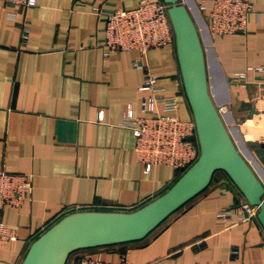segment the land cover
<instances>
[{
    "label": "crops",
    "instance_id": "obj_1",
    "mask_svg": "<svg viewBox=\"0 0 264 264\" xmlns=\"http://www.w3.org/2000/svg\"><path fill=\"white\" fill-rule=\"evenodd\" d=\"M140 1L36 0L25 9L0 0V172L32 175L28 199L0 208V222L16 233L0 245V264H21L31 243L77 206L132 212L182 175L167 165L145 171L132 133L119 126L128 106L138 117L193 119L175 46L105 55L104 16ZM200 1L181 0L201 41L209 94L216 107H227L221 117L230 137L264 185L258 148L249 145L264 143V73L257 70L264 66V0H249L245 33L223 36L210 31ZM134 60L156 77L163 95L175 97V111L142 109L144 72ZM217 172L144 239L80 249L65 264L83 257L117 263L125 251L129 264H264L263 227L241 219L243 194Z\"/></svg>",
    "mask_w": 264,
    "mask_h": 264
},
{
    "label": "water",
    "instance_id": "obj_2",
    "mask_svg": "<svg viewBox=\"0 0 264 264\" xmlns=\"http://www.w3.org/2000/svg\"><path fill=\"white\" fill-rule=\"evenodd\" d=\"M162 1L169 6L184 93L196 127L197 160L182 169L165 193L135 211H78L64 216L31 243L21 264H65L80 249L144 239L206 189L217 171L226 173L245 200L258 207L257 218L264 229V186L235 146L209 94L204 52L194 21L180 0ZM249 145L258 148L256 154L264 164V143Z\"/></svg>",
    "mask_w": 264,
    "mask_h": 264
},
{
    "label": "built area",
    "instance_id": "obj_3",
    "mask_svg": "<svg viewBox=\"0 0 264 264\" xmlns=\"http://www.w3.org/2000/svg\"><path fill=\"white\" fill-rule=\"evenodd\" d=\"M12 7L29 9L36 6V0H3ZM168 5L162 0H141L138 6L126 9L115 7L104 16V36L102 47L105 55L115 50L137 51L140 55L153 48L169 45L175 46V35L168 16ZM198 10L208 21L210 31L219 36L245 33L252 13L249 0H201ZM99 15L100 9H96ZM134 68L144 72L140 90L147 95L142 99V109L152 111L158 105H164L167 111H175V97H168L156 88V77L150 74L139 60L133 61ZM264 73V66L257 68ZM241 75L233 77L231 82L238 81ZM217 110L222 116L227 112L226 106ZM130 130L134 138V153L145 171L153 165H167L175 170L189 168L199 156V145L194 120H181L177 115L161 114L155 117L135 116L131 107H127L126 116L119 124ZM264 186V185H263ZM32 190V175L8 174L0 172V208L3 206L18 207L24 203ZM103 208V207H102ZM234 209V208H233ZM98 207L74 208L78 211H95ZM240 217L250 223L258 221V207L244 201L240 206ZM231 210L220 213L226 218ZM16 240L13 229L0 222V245ZM72 264H108L100 259L79 258ZM112 264H129L127 251L119 261Z\"/></svg>",
    "mask_w": 264,
    "mask_h": 264
},
{
    "label": "trees",
    "instance_id": "obj_4",
    "mask_svg": "<svg viewBox=\"0 0 264 264\" xmlns=\"http://www.w3.org/2000/svg\"><path fill=\"white\" fill-rule=\"evenodd\" d=\"M178 172H179V175L182 174V171L178 170ZM215 173H216V172H215ZM215 173H214V174H215ZM179 175H178V176H179ZM178 178H179V177H178ZM166 219H167V218H166ZM166 219H165V220H166ZM165 220H164V221H165ZM164 221H163V222H164ZM163 222H162V223H163ZM162 223H161V224H162ZM161 224H160V225H161ZM160 225H159V226H160ZM159 226H158V227H159ZM152 232H153V231H152ZM152 232H151V233H152Z\"/></svg>",
    "mask_w": 264,
    "mask_h": 264
},
{
    "label": "rangeland",
    "instance_id": "obj_5",
    "mask_svg": "<svg viewBox=\"0 0 264 264\" xmlns=\"http://www.w3.org/2000/svg\"><path fill=\"white\" fill-rule=\"evenodd\" d=\"M180 2H181V0H180ZM181 4H182V2H181ZM216 173H218V172H216Z\"/></svg>",
    "mask_w": 264,
    "mask_h": 264
}]
</instances>
